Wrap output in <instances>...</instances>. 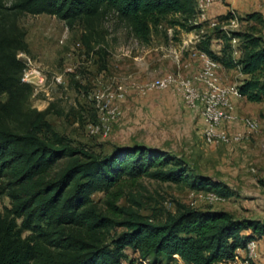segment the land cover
<instances>
[{"label":"trees","instance_id":"obj_1","mask_svg":"<svg viewBox=\"0 0 264 264\" xmlns=\"http://www.w3.org/2000/svg\"><path fill=\"white\" fill-rule=\"evenodd\" d=\"M23 13L54 15L69 26L82 23L88 46L95 20L110 13L143 42L167 17L182 28L190 23L188 30L200 27L196 0H0V196L9 201L0 207V264H123L126 250L149 264L177 258L183 264H219L231 261L248 241L264 240L260 218L177 203L157 220L132 207L141 205L132 194L129 205H117L121 195L113 187L124 177L185 182L223 197L230 192L166 151L134 144L96 153L58 132L47 119L50 106L31 107L33 86L21 80L25 62L19 53L28 52L18 23ZM253 18L264 22L261 14L245 17ZM215 28L229 44L218 53L204 38L198 50L225 69L238 66L245 75L237 86L240 96L264 100V35L235 34L240 39L236 60L230 51L235 36ZM94 192L111 194L105 210L92 200Z\"/></svg>","mask_w":264,"mask_h":264},{"label":"rangeland","instance_id":"obj_2","mask_svg":"<svg viewBox=\"0 0 264 264\" xmlns=\"http://www.w3.org/2000/svg\"><path fill=\"white\" fill-rule=\"evenodd\" d=\"M240 2L222 0L224 13L204 21L197 19L200 27L191 30L187 29L190 23L182 28L172 25L167 17L152 29L147 42L136 38L110 13L95 20L90 46L83 40L87 31L80 22L69 26L56 16L44 13L18 16L28 44V52L19 53V57L25 64L41 70L45 78L41 86L34 88V85L29 104L39 110L50 106L47 119L58 132L68 136L74 145L96 153L134 144L166 151L183 159L194 173L219 182L230 192L223 197L211 191L192 189L185 182H161L146 176L135 180L124 177L113 187L121 195L117 205H129L128 195L132 194L141 201L139 207H132L157 220L162 219L165 212L173 211L177 203L199 209H222L237 218L264 220V100L250 102L233 95L234 114L254 119L258 128L249 133L241 122H224L219 126L221 129L230 134L241 133L243 138L237 143L213 145L204 140L200 112L188 106L178 92L154 89L140 93L136 89L137 84L170 73L192 77L196 71L190 70L191 64L199 60L192 52L198 50L201 40L208 38L210 47L218 53L229 44L211 25L213 21L231 37L248 32L264 35V22L245 19L250 13L264 16V0ZM229 12L235 14L237 25L225 30L227 22H221L219 17ZM230 44L231 55L237 60L240 39L235 36ZM217 73L221 83L228 86H238L245 77L238 66L221 67ZM56 76H61V83L55 81ZM119 85L124 87L123 97L117 96ZM102 94L109 96L118 114L110 118L106 132L91 133L89 126L105 114L97 105ZM110 196L94 192L91 198L105 210ZM5 205H9V201L2 195L0 207ZM125 252L128 258L123 264H129V259L136 255L130 250ZM259 252L263 259L260 264H264V245L262 251L258 248ZM241 256L245 258L246 254ZM133 264L149 263L133 259ZM168 264L183 263L171 261ZM248 264L256 262L249 259Z\"/></svg>","mask_w":264,"mask_h":264},{"label":"built area","instance_id":"obj_3","mask_svg":"<svg viewBox=\"0 0 264 264\" xmlns=\"http://www.w3.org/2000/svg\"><path fill=\"white\" fill-rule=\"evenodd\" d=\"M221 1L222 0H196L197 8L199 9L197 19L201 21L206 20V11L208 8L213 3ZM226 22L227 25L224 26L223 29L226 30L235 27L237 25L235 14L226 20ZM211 25L215 26L217 25V22L213 21L211 22ZM192 55L199 59L201 63L199 70L192 77H184L170 73L146 83L137 84L136 89L140 93H145L154 89L178 92L184 98L188 106L200 112L203 120L204 140L209 144L237 143L243 138L241 133L230 134L228 131L221 129L219 126L224 122L231 123L238 121L243 124L247 132L251 133L256 131L258 124L254 119L239 118L234 114V106L231 98L233 95L239 96L240 94L238 93L237 86H228L221 83L220 77L217 73L218 69L221 68V65L200 50H194ZM68 70H71V68H68ZM21 80L30 83L33 87L35 85L34 88H37L43 84L45 78L41 70L25 64ZM55 81L61 83V76H56ZM123 88L122 85L118 86V97H123ZM97 105L99 110L105 112V114L99 118L98 122L92 123L89 126L91 133H98L100 130L106 132L110 125L108 121H110V118H115L118 114L117 107L111 106L110 98L107 94H102L98 97ZM214 194L211 196L214 197ZM242 254H246V257L242 258ZM256 257V241L250 240L247 242L245 248H238L236 250L234 258L231 261L220 263L248 264L249 259H255Z\"/></svg>","mask_w":264,"mask_h":264},{"label":"crops","instance_id":"obj_4","mask_svg":"<svg viewBox=\"0 0 264 264\" xmlns=\"http://www.w3.org/2000/svg\"><path fill=\"white\" fill-rule=\"evenodd\" d=\"M234 4L235 3H241L240 0H233ZM221 13H224V8L222 7V5L220 4V2H215L213 3L209 8L208 10L206 11V18H213ZM200 61L199 60H196L194 62H192L191 64V71H198L199 68H200ZM256 241V244H257V252H258V248H259V251L261 250L262 251V246L264 245V240L263 239H259V240H254ZM259 246V247H258ZM261 246V247H260ZM260 253V252H259ZM257 253V257L254 259V261L256 262V264H260V263H263V259H262V255L261 253L259 254ZM176 261L178 263H181V260L180 259H176Z\"/></svg>","mask_w":264,"mask_h":264}]
</instances>
